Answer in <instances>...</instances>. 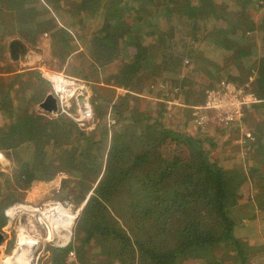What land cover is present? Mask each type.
<instances>
[{
  "label": "trees",
  "instance_id": "trees-1",
  "mask_svg": "<svg viewBox=\"0 0 264 264\" xmlns=\"http://www.w3.org/2000/svg\"><path fill=\"white\" fill-rule=\"evenodd\" d=\"M43 1L59 14L63 27L51 19ZM192 6L201 12H181ZM261 9L263 23L258 25L250 11ZM89 19H98L99 24L91 34L79 37L78 42L86 47V58L80 63L91 60L90 71L97 73L113 62L119 64L118 71L107 78L98 80L95 73L92 78L97 80L90 78L110 87L106 95H99L96 109L93 106L98 124L90 136L68 118L50 120L33 113L30 106L50 91L37 72L0 71L4 120L0 150L15 155L14 185L24 189L36 177L52 178L63 172L83 183L64 184L62 201L78 206L89 195L74 228L76 261L68 263L67 250H63L52 252L46 264H174L198 260L207 253H211L207 264H248L252 250L236 235L241 223L234 211L252 202L258 211L264 210V145L255 165L246 169L211 158L200 138L163 129L157 121L165 114L162 103L135 94L157 88V77L162 74L170 89L177 88L175 99L188 105L183 95L196 87L190 75L206 64L209 46L234 49L237 57L251 46L260 68L249 88L264 99V0H0V61L7 38L19 34L34 46L46 33L50 36L48 65L61 70L77 47L70 31ZM252 33L261 39L260 52L254 48ZM228 41L231 45L225 46ZM187 64L193 67L185 72ZM80 66L67 74L83 77L86 65ZM245 68L235 76L227 75V80L236 86L248 83L252 68L249 64ZM116 88L127 92L117 95ZM204 99V90L199 91L193 105H201ZM142 102L157 116L141 112L138 103ZM107 114L112 125L107 123ZM183 116L184 121H191L190 108ZM257 119L256 130L264 137V120ZM127 123L135 129L128 130ZM173 139L191 144L187 158L161 148ZM246 141L248 148L256 147L251 139ZM101 145L108 146L104 161L97 155ZM10 183L5 180V189L11 188ZM126 185L127 207L118 212ZM14 200L3 197L0 190V230L5 225L2 213Z\"/></svg>",
  "mask_w": 264,
  "mask_h": 264
},
{
  "label": "rangeland",
  "instance_id": "rangeland-1",
  "mask_svg": "<svg viewBox=\"0 0 264 264\" xmlns=\"http://www.w3.org/2000/svg\"><path fill=\"white\" fill-rule=\"evenodd\" d=\"M45 4L46 2L43 1ZM46 7L48 10L51 11V19L56 23V25L63 27V22L59 14L55 13L51 10V5H48L46 3ZM184 9V7H181ZM181 9V10H183ZM263 10H259L258 13H254V11H250V16L255 20L258 21V25H262L263 18H261V12ZM183 13L189 14L192 13H200V9L197 7H191L188 10L184 9L181 11ZM200 15V14H199ZM216 17H218L219 13H214ZM260 19V20H259ZM86 24L82 27H79L76 30H71L73 39L76 42V49L73 51V53L67 57L65 61L64 67H62L61 70H58L55 65L49 66L48 63L51 62L50 57V36L49 34H42L38 37L36 45L32 46L26 43V41L21 37V35H17L15 37L7 38L6 39V48L1 56L0 61V71L4 74H14L19 73L16 71L19 70H31L38 73L37 67L39 65H46L50 67V69H53V71H63L66 75H68V70L73 68L72 71L75 70V67H79L81 64H85L86 68L84 71L83 77H76L80 79H85L89 82L90 90H89V102L93 111L97 107L98 98L99 95H106L109 90V86H106L102 83H95L91 81L97 80L92 78L93 76H96V78L104 79L107 78L109 75H113L118 71L119 64L118 62H113L109 64V66L103 70H100L97 72H91V68L94 67V64L91 60H89L87 63H80L83 62L86 58V47L85 45H82L79 40V37L83 36L84 34H91V32L96 28V26L99 24L98 19H89L85 21ZM229 24L233 25L230 21H228ZM235 26V25H234ZM66 29H69L67 27H64ZM253 35V36H252ZM257 33H252L250 36L255 37V40L253 42H256L255 49L260 52L261 47V39L258 38ZM15 40L19 41L21 45L16 47V51L14 52V55L16 57L15 60H13V56L11 55V49L10 44L14 42ZM79 41V42H78ZM240 42V39L238 40ZM254 44V43H251ZM5 45V43H4ZM231 45V43L228 41L225 46ZM235 46H238V42L235 43ZM233 44V47H235ZM250 46V45H249ZM242 47V46H241ZM247 48L246 46H243ZM253 49L252 47H248V49L245 51V54L237 57L235 56L234 49L231 51H228L224 49L221 46L211 45L206 51V58H209L205 65L199 66L198 71L194 75H190L192 78L191 81L196 83L195 89L187 91L183 97H187V104L183 105L180 103L179 100L175 99L177 88H169L168 84L164 82V77L162 74L158 75V80L156 82L157 88L150 87L147 89V91L139 96L138 94H135L138 97H143L145 99H148L149 101L159 102L164 105L165 108V114L160 116V119H157L158 122L163 124V129L166 131H171L173 133H177L178 135L182 137H195L200 138L202 140V148L209 152V155L211 158H216L219 161H232L235 165H242L245 169L247 166H253L255 165L256 157L259 154H263V148L264 145V137L261 136L260 131L256 130V125L258 123V117L262 120H264V103L259 104L253 108H251L249 111L245 113V120L242 121V125L240 127H235V125H220L218 123L209 124L208 126H196L194 123V117H191L190 119L187 118L186 121H184V111L186 108H190L192 111V115L194 112H197L196 114L204 115L203 113L207 114L206 112L202 111H196L195 109L191 108L193 106L194 102L197 100L199 96V91L204 90V97H205V91L208 88H217L219 87V83L221 81L230 82L227 80L226 76H235L238 72L245 71V65L249 64L252 68V76L256 74L257 70L260 68V62H259V56L252 54ZM258 53V52H257ZM187 63V61H184ZM211 65L212 67H210ZM216 66V69L214 71L213 67ZM81 67V66H80ZM193 67L192 64H187L185 67V72L190 70ZM95 73V75H93ZM39 74V73H38ZM40 75V74H39ZM93 75V76H92ZM70 76V75H69ZM41 77V76H40ZM74 77V76H73ZM91 78V79H90ZM163 81V82H162ZM235 85L234 83H232ZM245 85V84H244ZM236 86V85H235ZM243 86V85H242ZM240 87V86H237ZM249 87V85H248ZM94 88V89H93ZM117 95H122L127 92L125 89L116 88ZM122 90H125L126 92H123ZM250 90V88H249ZM251 91V90H250ZM252 92V91H251ZM50 93V92H49ZM253 93V92H252ZM158 94L159 96L155 95ZM254 94V93H253ZM255 95V94H254ZM256 96V95H255ZM257 97V96H256ZM177 98V97H176ZM258 98V97H257ZM264 100L263 98H259ZM42 102V101H41ZM41 102H37L35 104H32L30 108L33 109V113L43 116L44 118L47 117L41 108L39 107V104ZM177 103L183 105H178ZM139 108L141 112H144L148 115H150L152 118L153 116L156 117V112L149 108V106H146L145 103H138ZM203 104V103H202ZM201 104V105H202ZM96 105V106H95ZM109 110V109H108ZM109 114V112H108ZM107 114V123L109 125H112L114 121L108 116ZM94 115V123L93 126L86 131L81 132L84 133L85 136H90L91 131L96 127L98 124V119L95 116V113L93 111ZM257 115V117H256ZM256 118L253 122L250 118ZM4 122L3 117L0 116V125H2ZM135 125H132V123H127L126 127L127 129L131 130L132 128L135 129ZM79 127V126H78ZM89 126H84V128H88ZM80 128V127H79ZM199 128V129H197ZM237 130V131H236ZM250 133L251 134V140L256 143V147H247V139L244 136V133ZM176 134V135H177ZM201 134V135H200ZM176 138V137H175ZM214 143L216 145H214ZM164 148L168 153L176 154L182 158H187L188 152L191 148V144H188L187 142H181L178 139L167 140L164 142V144L161 146V148ZM108 146L106 145L100 146V149H97V155L100 156L103 161L105 160V155L107 152ZM6 158V163H4V166H0V190L3 197H14L17 198V201H26L27 199V192L26 189L28 188H17L13 183V172L16 168V159L13 152L10 150H0ZM250 152H253L250 154ZM238 155V156H237ZM241 161V162H238ZM9 179L11 188L5 189V180ZM56 180L55 182H57ZM77 181L79 183H83L78 180H72ZM67 185V184H66ZM89 187L90 185L87 184ZM94 185L91 187L93 188ZM126 188L121 193L120 200L118 201V209L117 211L122 212L127 207V197H126ZM65 190V189H64ZM62 195L57 196V199L62 201ZM51 199V198H50ZM16 201L11 202L15 203ZM10 205V204H9ZM8 206V205H7ZM6 209V208H5ZM4 209V210H5ZM4 212V211H3ZM254 215L252 218L251 215ZM3 215V213H2ZM4 218V216H3ZM234 218L237 220L238 223H241V226L238 229V232L236 233L239 240H245L248 242L250 248H251V254L248 264H264V210L258 211L256 208V203L252 202L251 205L246 204L242 205L241 207L235 209L234 211ZM247 220V221H246ZM4 222L6 225V220L4 218ZM5 225L3 228H5ZM75 228V226H74ZM74 231V230H73ZM14 231H4L3 234H5V237L3 241L1 242V245H4L5 243L8 244L5 250V254H10L11 250L14 246ZM74 233V239H73V248H65L63 250H67V253L69 249L74 250L75 257L74 259L68 260V263L75 262L76 258V248L78 245V239L77 236H75ZM63 250H60L63 251ZM53 252H59V250H55ZM66 253V255H67ZM52 254V251H51ZM211 253H207L205 256L201 257L198 260H188L181 262L176 261L174 264H207V262L211 259L210 256ZM222 253H215V255H221ZM65 255V256H66ZM51 257V255H50ZM50 259V258H49ZM48 259V261H49ZM48 261H46L43 264H46ZM230 264V263H229Z\"/></svg>",
  "mask_w": 264,
  "mask_h": 264
},
{
  "label": "built area",
  "instance_id": "built-area-1",
  "mask_svg": "<svg viewBox=\"0 0 264 264\" xmlns=\"http://www.w3.org/2000/svg\"><path fill=\"white\" fill-rule=\"evenodd\" d=\"M37 70L50 85V93L56 101V110L46 113L47 118H68L75 122L80 130L88 132L94 123L88 95L89 82L53 71L44 65H39ZM252 80L253 78L249 77L248 83L240 87L221 81L219 87L206 89L204 103L191 106L196 111L207 113L200 115L194 112L195 125L203 127L218 123L240 127L245 113L264 103V100L257 98L249 90L248 85ZM86 125L89 127L84 128ZM244 136L252 139L248 132L244 133ZM4 163L6 158L0 152V166H4ZM82 207L81 205L74 209L73 204L68 201L61 203L50 199L38 203L20 201L7 206L3 212L6 220L4 229L15 232L14 246L10 254L4 253L6 243L0 246V264H26L23 254L25 249L31 256L29 263L43 264L50 258L51 251L72 247L73 230ZM74 257V250L69 249L67 259L72 261Z\"/></svg>",
  "mask_w": 264,
  "mask_h": 264
},
{
  "label": "crops",
  "instance_id": "crops-1",
  "mask_svg": "<svg viewBox=\"0 0 264 264\" xmlns=\"http://www.w3.org/2000/svg\"><path fill=\"white\" fill-rule=\"evenodd\" d=\"M42 65H44V64H42ZM44 66H46V65H44ZM48 68L50 69V67H48ZM51 70H53V69H51ZM28 71H31V70H29V69H27V70H19V71H16V72L22 73V72H28ZM58 72H63V71H58ZM49 92L47 94H49ZM47 94H46V96H47ZM156 96H159V95L156 94L155 97ZM45 97H44V99H45ZM43 100H42V102H43ZM42 111L45 114L48 113V112H46L44 110H42ZM56 180H58V181L55 182ZM72 180H74V179L71 178L70 176H68L67 174L63 173V172L56 173L52 178H46L45 176L36 177L26 186V188L28 187L26 189V191H24V192H27V195H28L26 201L38 203V202L44 201L45 199L48 200V199L51 198L50 200H56V201L61 202L59 199H57V196H59L61 194V189L64 187L63 185L66 184L68 181H72ZM87 196H86V199L88 198ZM86 199L78 206L73 205L74 209H76L77 207H80L81 205L84 206V203H85ZM17 200L18 199L15 198L14 201L19 202ZM64 202H67V201H63L61 203H64ZM70 203H72V202H70ZM4 231H5L4 228H2L0 230V234H2L1 242L3 241V239L5 237V234H3ZM1 242H0V246H1ZM7 245L8 244H6V247H7ZM66 261L68 262L67 255H66ZM75 261H76V258H75Z\"/></svg>",
  "mask_w": 264,
  "mask_h": 264
},
{
  "label": "water",
  "instance_id": "water-1",
  "mask_svg": "<svg viewBox=\"0 0 264 264\" xmlns=\"http://www.w3.org/2000/svg\"><path fill=\"white\" fill-rule=\"evenodd\" d=\"M19 45L21 44L17 40H15L10 44L11 55H14V52L16 51V47ZM12 58L13 60H15L16 59L15 55ZM39 107L46 112H54L56 110V101L51 93L47 94L43 102L40 103ZM1 240H2V234H0V242Z\"/></svg>",
  "mask_w": 264,
  "mask_h": 264
},
{
  "label": "bare ground",
  "instance_id": "bare-ground-1",
  "mask_svg": "<svg viewBox=\"0 0 264 264\" xmlns=\"http://www.w3.org/2000/svg\"><path fill=\"white\" fill-rule=\"evenodd\" d=\"M86 113V112H85ZM26 250V249H25ZM23 251V254L25 256V260H26V264H32V263H29L30 260H31V256H30V253L26 252V251Z\"/></svg>",
  "mask_w": 264,
  "mask_h": 264
},
{
  "label": "clouds",
  "instance_id": "clouds-1",
  "mask_svg": "<svg viewBox=\"0 0 264 264\" xmlns=\"http://www.w3.org/2000/svg\"><path fill=\"white\" fill-rule=\"evenodd\" d=\"M48 83V82H47ZM51 90V89H50Z\"/></svg>",
  "mask_w": 264,
  "mask_h": 264
}]
</instances>
